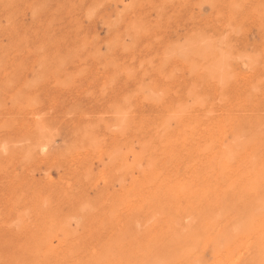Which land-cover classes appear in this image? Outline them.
I'll return each instance as SVG.
<instances>
[{
    "label": "rangeland",
    "instance_id": "obj_1",
    "mask_svg": "<svg viewBox=\"0 0 264 264\" xmlns=\"http://www.w3.org/2000/svg\"><path fill=\"white\" fill-rule=\"evenodd\" d=\"M119 1L0 0V264H264V1Z\"/></svg>",
    "mask_w": 264,
    "mask_h": 264
},
{
    "label": "bare ground",
    "instance_id": "obj_2",
    "mask_svg": "<svg viewBox=\"0 0 264 264\" xmlns=\"http://www.w3.org/2000/svg\"><path fill=\"white\" fill-rule=\"evenodd\" d=\"M16 1H18V0H15V2H16ZM97 1H98V0H97ZM126 1H127V0H126ZM131 1L133 2L134 0H131ZM136 1H138V0H136ZM141 1H142V0H141ZM147 1H148V0H147ZM210 1H211V0H210ZM215 1H216V0H215ZM218 1H219V0H218ZM262 1H264V0H262ZM15 2H13V3H15ZM107 2H108V1H107ZM107 2H106V5H107ZM119 2H122V3H123L124 0H123V1L120 0ZM138 2L140 3V1H138ZM138 2H137V3H138ZM143 2H144V1H143ZM143 2H142V3H143ZM161 2H162V0H161ZM167 2H168V1H167ZM182 2H184V1H182ZM241 2H242V1H241ZM3 3H4V2H3ZM11 3H12V1H11ZM16 3H17V2H16ZM16 3H15V4H12L13 7L16 5ZM115 3H116V2H115ZM139 3H138V4H139ZM162 3H163V2H162ZM237 3H238V1H237ZM254 3H255V2H253V4H254ZM258 3L260 4V2H258ZM97 4H99V3H97ZM110 4H111V3H110ZM118 4H120V3H118ZM123 4H124V3H123ZM123 4H122V5H123ZM125 4H126V3H125ZM127 4H128V3H127ZM129 4H130V3H129ZM134 4H136V3H133V5H134ZM138 4H136V5H138ZM215 4H217V3H215ZM231 4H232V3H231ZM245 4H246V3H245ZM9 5H10V4H9ZM99 5H100V4H99ZM133 5H132V6H133ZM143 5H144V4H143ZM151 5H152V4H151ZM151 5H150V7L153 8L154 5H152V6H151ZM233 5H234V4H233ZM254 5H255V4H254ZM115 6H116V5H115ZM127 6L129 7V5H127ZM213 6L216 7V5H213ZM240 6H241V5H240ZM125 7H126V6H125ZM130 7H131V6H130ZM136 7H137V6H136ZM136 7H134V8L136 9ZM139 7H140V4H139ZM139 7H138V8H139ZM224 7H226V6H224ZM256 7H257V6H255L254 8H256ZM259 7H260V6H259ZM259 7H258V8H259ZM11 8H12V6H11ZM14 8H15V7H14ZM123 8H124V7H123ZM134 8H133V9H134ZM138 8H137V9H138ZM141 8H142V7H140V9H141ZM157 8H159V7H157ZM211 8H212V7H211ZM258 8H257V9H258ZM12 9H13V8H12ZM94 9H95V7H94ZM117 9H118V8H117ZM129 9H130V8H129ZM133 9H132V10H133ZM145 9H146V8H145ZM147 9H148V8H147ZM230 9H231V8H230ZM257 9H255V10H257ZM5 10H6V9H5ZM9 10H10V9H8V11H9ZM15 10H16V9H15ZM114 10H115V9H114ZM125 10H127V8H125ZM132 10H129V12L132 11ZM153 10H154V9H153ZM238 10H239V9H238ZM259 10H261V8H260ZM10 11H11V10H10ZM123 11H124V9H123ZM123 11H122V12H123ZM135 11H137V10H135ZM140 11H141V10H140ZM156 11H158V10H156ZM249 11H250V10H249ZM115 12H116V11H115ZM125 12H126V11H125ZM127 12H128V11H127ZM132 12H133V11H132ZM147 12H148V11H147ZM154 12H155V11H153V12H151V13H154ZM242 12H243V10H242ZM252 12H253V11H252ZM9 13H10V12H9ZM135 13H136V12H135ZM142 13H143V12H142ZM142 13H141V14H142ZM148 13H149V12H148ZM157 13H158V12H157ZM207 13H208V12H207ZM235 13H239V12H235ZM14 14H15V13H14ZM115 14H116V13H115ZM117 14H118V13H117ZM123 14H124V13H123ZM129 14H130V13H129ZM233 14H234V13H233ZM249 14H250V13H249ZM38 15H39V14H38ZM38 15H36V16L38 17ZM40 15H41V14H40ZM118 15H119V14H118ZM127 15H128V14H127ZM136 15H138V14H136ZM156 15H157V14H156ZM161 15H162V14H161ZM238 15H240V14H238ZM253 15H254V14H253ZM111 16H112V15H111ZM138 16H139V15H138ZM146 16H148V15H146ZM103 17H104V15H103ZM124 17H125V16H124ZM147 18H148V17H147ZM246 18H247V17H246ZM257 18H258V17H257ZM117 19H118V18H117ZM119 19H120V15H119ZM138 19H139V18H138ZM15 20H16V19H15ZM111 20H112V19H111ZM120 20H121V19H120ZM145 20H146V19H145ZM152 20H153V19H152ZM249 20H250V19H249ZM123 21H125V19H123ZM135 21H136V20H135ZM154 21H155V20H154ZM247 21H248V20H247ZM260 21H261V20H260ZM34 22H35V21H34ZM111 22H112V21H111ZM117 22H118V21H117ZM137 22H138V21H137ZM137 22H136V23H137ZM142 22H143V21H142ZM248 22H249V21H248ZM1 23H2V22H0V26H1ZM6 23H7V22H6ZM112 23H113V22H112ZM122 23H123V22H122ZM122 23H121V24H122ZM138 23L141 24V22H138ZM148 23H149V22H148ZM157 23H159V22H157ZM113 24H114V23H113ZM150 24H151V22H150ZM174 24H175V23H174ZM254 24H255V23H254ZM122 25H124V24H122ZM130 25H131V24H130ZM136 25H137V24H136ZM151 25H152V24H151ZM5 26H6V25H5ZM132 26H133V24H132L131 26H129V27H132ZM140 26L143 27L142 24H141ZM145 26H147V24H145ZM152 26H154V25H152ZM247 26H248V25H247ZM31 27H32V26H31ZM112 27H113V26H112ZM115 27H116V26H115ZM119 27H121V26H119ZM142 27H141V28H142ZM135 28H136V27H135ZM137 28H138V27H137ZM107 29H108V28H107ZM112 29H114V28H112ZM115 29H116V28H115ZM115 29H114V30H115ZM256 29H258V28H256ZM118 30H119V29H118ZM148 30H149V29H148ZM246 30H247V29H246ZM50 31H51V30H50ZM68 31H69V30H68ZM112 31H113V30H111V32H112ZM124 31H125V30H124ZM151 31H152V29H151ZM151 31H150V32H151ZM167 31H168V30H167ZM111 32H110V33H111ZM131 32H132V31H131ZM138 32H139V31H138ZM150 32H149V34H150ZM174 32H175V30H174ZM259 32H260V31H259ZM117 33H119V31H118ZM185 33H186V32H185ZM244 33H245V31H244ZM134 34H135V33H134ZM141 34H142V33H141ZM149 34L147 33L146 35H145V34H144V35L147 37ZM106 35H107V34H106ZM109 35H110V34H108V36H109ZM239 35H240V34H239ZM46 36H47V35H46ZM136 36H138V35H136ZM136 36H135V37H136ZM109 37H110V36H109ZM135 37H134V38H135ZM138 37H139V36H138ZM183 38H184V37H183ZM120 39H121V38H120ZM120 39H118L117 42L121 41ZM135 39H137V37H136ZM179 39H180V38H179ZM133 40H134V39H133ZM133 40H132V41H133ZM137 40H138V39H137ZM243 40H244V39H243ZM261 40H262V39H261ZM43 41H44V39H43ZM177 41H178V40H177ZM208 41H209V40H208ZM25 42H26V41H25ZM52 42H53V41H52ZM140 42H141V40L139 41V43H140ZM257 42H258V41H257ZM257 42H256V43H257ZM58 43H59V42H58ZM112 43H113V42H112ZM121 43H124V42H121ZM121 43H120V44H121ZM116 44H117V43H116ZM156 44H157V43H156ZM203 44H204V43H203ZM262 44H264V43L262 42ZM26 45H27V44H26ZM177 45H178V44H177ZM27 46H29V45H27ZM69 46H70V45H69ZM112 46H113V44H112ZM114 46H115V45H114ZM224 46H225V45H224ZM13 47H14V46H13ZM19 47H20V48H19ZM19 47H18L19 49L22 48L21 46H19ZM51 47H52V46H51ZM109 47H110V46H109ZM115 47H117V45H116ZM120 47H121V46H120ZM153 47H154V46H153ZM14 48H15V47H14ZM24 48H25V47H24ZM24 48H22V49H24ZM40 48H41V46H40ZM68 48H69V47H68ZM110 48H111V47H110ZM118 48H119V46H118ZM22 49H21V50H22ZM66 49H67V48H66ZM66 49H65V50H66ZM75 49H76V48H75ZM112 49H113V47H112ZM115 49H117V48H115ZM165 49H167V48L165 47ZM41 50H42V49H41ZM168 50H169V49H168ZM178 50H180V49H178ZM22 51H23V50H22ZM74 51H75V50H74ZM74 51H73V52H74ZM93 51H94V50H93ZM163 51H164V50H163ZM175 51H176V50H175ZM0 52H1V51H0ZM37 52H38V51H37ZM67 52H68V51H67ZM71 52H72V51H71ZM71 52H69V53H71ZM107 52H108V51H107ZM216 52H217V51H216ZM256 52H258V51H256ZM263 52H264V51H263ZM263 52H262V53H263ZM39 53H40V52H39ZM108 53H109V52H108ZM110 53H111V52H110ZM110 53H109V54H110ZM112 53H113V52H112ZM178 53H179V52H178ZM160 54H161V53H160ZM195 54H196V53H195ZM257 54H258V53H257ZM34 55H37V54L35 53ZM40 55H41V54H40ZM59 55H60V54H59ZM94 55H95V54H94ZM101 55H102V54H101ZM106 55H107V54H106ZM3 56H4V55H3ZM6 56H7V55H6ZM74 56H75V55H74ZM110 56H111V54H110ZM170 56H171V55H170ZM7 57H8V56H7ZM42 57H43V56H42ZM70 57H71V56H70ZM76 57H77V56H76ZM98 57H99V56H98ZM171 57H172V56H171ZM209 57H210V55H209ZM1 58H2V57H1ZM8 58H9V57H8ZM8 58H7V59H8ZM72 58H73V57H72ZM99 58H100V57H99ZM99 58L96 57V59H99ZM103 58H104V57H103ZM169 58H170V57H169ZM178 58H179V57H178ZM197 58H198V57H197ZM2 59H3V58H2ZM2 59H1L0 61H2ZM45 59H46V58H45ZM62 59H63V58H62ZM170 59H171V58H170ZM180 59H181V58H180ZM16 60H17V59H16ZM48 60H49V59H47V61H48ZM52 60H53V59H52ZM52 60H51V61H52ZM76 60H77V59H76ZM181 60H182V59H181ZM3 61H4V60H3ZM65 61H66V60H65ZM71 61H72V60L67 61V62L69 63V62H71ZM73 61H74V60H73ZM136 61H137V60H136ZM171 61H173V60L171 59ZM175 61H176V59H175ZM199 61H200V59H199ZM246 61H247V60H246ZM27 62H28V61H27ZM42 62H43V61H42ZM42 62H41V63H42ZM56 62H57V61H56ZM56 62H55V64H56ZM67 62H66V63H67ZM261 62H262V61H261ZM3 63H4V62H3ZM39 63H40V62H39ZM50 63H52V62H49V64H50ZM53 63H54V60H53ZM53 63H52V64H53ZM58 63H59V61H58ZM68 63H67V64H68ZM170 63H171V62H170ZM170 63H169V65H170ZM175 63H177V62H175ZM181 63H182V62H181ZM215 63H216V62H215ZM236 63H237V62H236ZM49 64H47L46 66L48 67ZM52 64H50V65H51V68H50V69H53L52 67H55V64H54L53 66H52ZM71 64H72V63H69L68 67H69ZM206 64H207V63H206ZM237 64H238V63H237ZM263 64H264V62H263ZM4 65H5V64H4ZM60 65H61V64H60ZM109 65H110V64H109ZM159 65H160V64H159ZM169 65H168V66H169ZM201 65L203 66L204 63H202ZM231 65H232V64H231ZM46 66H45V68H46ZM75 66H76V65H75ZM170 66H171V65H170ZM204 66H205V65H204ZM219 66H220V65H219ZM56 67H57V66H56ZM59 67H60V66H59ZM161 67H162V66H161ZM161 67H159V69H161ZM222 67H223V66H222ZM0 68H1V67H0ZM43 68H44V66H43ZM45 68H44V69H45ZM57 68H58V67H57ZM109 68H110V67H109ZM167 68H168V67H167ZM33 69H34V68H33ZM47 69H49V67H48ZM54 69H55V68H54ZM62 69H63V68H62ZM102 69H103V68H102ZM125 69H126V68H125ZM162 69H163V68H162ZM260 69H261V68H260ZM45 70H46V69H45ZM103 70H104V69H103ZM216 70H217V69H216ZM242 70H243V67H242ZM34 71H35V70H34ZM49 71H50V73L52 74L51 70H49ZM104 71H105V70H104ZM158 71H159V70H158ZM245 71H246V73H247L248 70H245ZM35 72H36V71H35ZM39 72H40V74H41V71H40V70H39ZM221 72H222V71H221ZM231 72H232V71H231ZM233 72H234V71H233ZM258 72H259V71H258ZM17 73H18V72H17ZM36 73H37V72H36ZM54 73H55V72H54ZM60 73H62V72H60ZM170 73H171V72H170ZM234 73H235V72H234ZM259 73H260V72H259ZM34 74H35V73H34ZM40 74H39V75H40ZM198 74H200V73H198ZM216 74H217V73H216ZM222 74H223V73H222ZM243 74H245V73H243ZM10 75H11V74H10ZM32 75H33V74H32ZM35 75H36V74H35ZM49 75H50V74H49ZM201 75H202V74H201ZM204 75H205V74H204ZM17 76H18V75H17ZM37 76H38V75H37ZM40 76H41V78H42V75H40ZM78 76H80V75H78ZM171 76H172V75H171ZM45 77H48V76L45 75ZM194 77H195V76H194ZM11 78H12V76L10 77V79H11ZM41 78H40V79H41ZM177 78H178V77H177ZM187 78H188V77H187ZM208 78H209V76H208ZM12 79H14V77H13ZM18 79H19V78H18ZM18 79H17V80H18ZM45 79H46V78H45ZM45 79H44V81H45ZM57 79H58V78H57ZM65 79H66V78H65ZM179 79H180V78H179ZM179 79H178V80H179ZM190 79H191V78H190ZM17 80H16V81H17ZM148 80H149V79H148ZM192 80H193V79H192ZM196 80H197V79H196ZM200 80H201V79H200ZM7 81H8V80H7ZM185 81H186V80H185ZM208 81H209V79H208ZM10 82H11V81H10ZM10 82H8V83H6V84H9ZM197 82H198V81H197ZM241 82H242V81H241ZM25 83H26V82H25ZM25 83H24V85H25ZM175 83H176V82H175ZM201 83H202V82H201ZM222 83H223V82H222ZM4 84H5V83H4ZM11 84H12V83H11ZM11 84H10V85H11ZM67 84H68V82H67ZM233 84H234V83H233ZM16 85H17V84H16ZM24 85H23V86H24ZM26 85H27V84H26ZM40 85H41V84H40ZM179 85H180V84H179ZM193 85H194V84H193ZM193 85H192V86H193ZM8 86H9V85H8ZM33 86H34V85H33ZM1 87H3V86H1ZM5 87H6V86H5ZM12 87H13V86H12ZM28 87H29V86H28ZM182 87H183V85H182ZM185 87H186V86H185ZM10 88H11V87H10ZM34 88H35V86H34ZM168 88H169V87H168ZM187 88H190V87H187ZM2 89H3V88H2ZM2 89L0 88V90H2ZM6 89L8 90V87H6ZM21 89H23V88L21 87ZM25 89H27V88H25ZM29 89H30V88H29ZM31 89H32V88H31ZM31 89H30V90H31ZM182 89H183V88H182ZM163 90H164V89H163ZM163 90H162V91H163ZM179 90H180V89H179ZM8 91H9V90H8ZM23 91H24V90H23ZM180 91H181V90H180ZM197 91H198V90H197ZM39 92H40V91H39ZM160 92H161V91H160ZM163 92H165V91H163ZM176 92H177V91H176ZM181 92H182V91H181ZM198 92H200V90H199ZM205 92H206V90H205ZM243 92H244V91H243ZM0 93H1V92H0ZM5 93H7V92H4V94H5ZM18 93H19V91H18ZM27 93H28V92H27ZM42 93H43V92H42ZM42 93H41V95H42ZM161 93H162V92H161ZM168 93H169V92H168ZM172 93H173V91H172ZM172 93H171V94H172ZM178 93H179V92H178ZM178 93H177V94H178ZM182 93H183V92H182ZM21 94H22V93H21ZM25 94H26V93H25ZM159 94H160V93H159ZM166 94H167V92H166ZM174 94H175V93H174ZM186 94H187V93H186ZM200 94H201V93H200ZM202 94H204V93H202ZM228 94H229V92H228ZM167 95H170V94H167ZM196 95H199V94L196 93ZM211 95H212V94H211ZM164 96H165V95H164ZM172 96H173V95H172ZM23 97H26V96L23 95ZM160 97H161V96H160ZM167 97L170 98L169 96H167ZM177 97H178V96H176V99H177ZM220 97H221V96H220ZM0 98H1V96H0ZM21 98H22V96H21ZM163 98H164V97H163ZM168 98H165V99H168ZM171 98H172V97H171ZM174 98H175V95H174ZM193 98H194V97H193ZM5 99H6V98H5ZM14 99H15V98H14ZM16 99H17V98H16ZM16 99H15V100H16ZM22 99H23V98H22ZM44 99H45V98H44ZM159 99H160V98H159ZM176 99H175V100H176ZM180 99H181V98H180ZM187 99H188V98H187ZM2 100H3V99H2ZM6 100H7V99H6ZM9 100H11V99H9ZM17 100H18V99H17ZM24 100H25V99H24ZM145 100H146V99H145ZM160 100H161V99H160ZM170 100H172V99H170ZM188 100H189V99H188ZM194 100H195V99H194ZM165 101H166V100H165ZM167 101H168V100H167ZM179 101H182V99L179 100ZM236 101H237V100H236ZM8 102H9V101H8ZM14 102H15V101H14ZM158 102H159V101H158ZM168 102H169V101H168ZM172 102H173V100H172ZM175 102H176V101H175ZM4 103H6V102L4 101L3 104H4ZM19 103H21V102H19ZM33 103H34V102H33ZM155 103H156V101H155ZM263 103H264V102H263ZM3 104H2V105H3ZM171 104H172V103H171ZM174 104H175V103H174ZM0 105H1V103H0ZM155 105H156V104H155ZM161 105H162V104H161ZM200 105H201V104H200ZM209 105H210V104H209ZM12 106H13V105H12ZM158 106H159V105H158ZM167 106H168V105H167ZM172 106H173V105H171L170 107H172ZM210 106H211V105H210ZM14 107H15V106H13L12 108H14ZM17 107H18V106H17ZM123 107H124V106H123ZM125 107H126V106H125ZM162 107H163V106H162ZM162 107H161V108H162ZM164 107H165V106H164ZM164 107H163V109H164ZM178 107H179V106H178ZM208 107H209V106H208ZM5 108H6V106H5ZM26 108L28 109V107H26ZM26 108H25V109H26ZM76 108H77V107H76ZM126 108H127V107H126ZM175 108H177V107H175ZM195 108H196V107H195ZM199 108H200V107H199ZM209 108H210V107H209ZM166 109H167V108H166ZM200 109H201V108H200ZM207 109H208V108H207ZM221 109H222V108H221ZM260 109H261V108H260ZM3 110H4V105H3ZM19 110H20V109H19ZM170 110H171V109H170ZM178 110L182 111L181 108H178ZM72 111H73V110H72ZM168 111H169V110H168ZM196 111H197V110H196ZM169 112H170V111H169ZM198 112H199V111H198ZM255 112H256V111H255ZM8 115H9V114H8ZM173 115H174V112H173ZM183 115H184V114H183ZM183 115H182V118H183ZM211 115H213V114H211ZM214 115H215V114H214ZM2 116H3V115H2ZM2 116H1V117H2ZM119 116H120V115H119ZM150 116H151V115H150ZM155 116H156V115H155ZM158 116H159V115H158ZM170 116H171V115H170ZM176 116H177V114H176ZM176 116H175V117H176ZM194 116H195V115H194ZM196 116H197V115H196ZM203 116H204V115H203ZM147 117H149V116H147ZM260 117H261V116H260ZM113 118H114V117H113ZM168 118H169V116H168ZM191 118H192V116H191ZM221 118H222V117H221ZM145 119H146V117H145ZM155 119H156V118H155ZM170 119H171V118H170ZM195 119H196V118H195ZM195 119H194V121H196ZM231 119H232V118H231ZM0 120H1V119H0ZM156 120H157V119H156ZM156 120H155V121H156ZM1 121H2V120H1ZM143 121H145V120H143ZM151 121H152V120H151ZM153 121H154V120H153ZM163 121H164V120H163ZM43 122H44V120H43ZM157 122H158V121H157ZM160 122H161V121H160ZM164 122H165V121H164ZM180 122H181V120H180ZM147 123H148V122H147ZM158 123H159V122H158ZM168 123H169V121H168ZM3 124H4V121H3ZM6 124H8V123H6ZM161 124H162V122H161ZM4 125H5V124H4ZM9 125H10V123H9ZM88 125H89V124H88ZM97 125H98V124H97ZM149 125H150V124H149ZM156 125H157V127H158V125L160 126V124H156ZM168 125H169V124H167V126H168ZM249 125H250V124H249ZM7 126H8V125H6V127H7ZM154 126H155V125H154ZM165 126H166V124H165ZM240 126H241V125H240ZM240 126H239V127H240ZM0 127H1V126H0ZM6 127H5V128H6ZM171 127H172V126H171ZM215 128H216V127H215ZM7 129H8V128H7ZM37 129H38V128H37ZM159 129H160V128H159ZM162 129H163V127H162ZM172 129H174V128H172ZM172 129H171V130H172ZM3 130H5V129H3ZM156 130H157V129H156ZM212 130H213V129H212ZM240 130H241V129H240ZM12 131H13V130H12ZM152 131H153V128H152ZM162 131L164 132V130H162ZM159 132H160V131H159ZM163 132H162V133H163ZM254 132H255V131H254ZM153 133H154V131H153ZM169 133H170V132H169ZM237 133H238V132H237ZM27 134H28V133H27ZM154 134H155V133H154ZM154 134H153V135H154ZM173 134H174V132H173ZM193 134H194V133H193ZM193 134H192V135H193ZM200 134H201V133H200ZM160 135H161V134H160ZM8 136H9V135H8ZM155 136H157V134H156ZM155 136H154V137H155ZM162 136H163V134H162ZM174 136H175V138H176V134H174ZM177 136H178V135H177ZM194 136H195V135H194ZM248 136H249V134H248ZM248 136H247V137H248ZM250 136H251V134H250ZM250 136L248 137V139L250 138ZM254 136H255V135H254ZM256 136H257V135H256ZM30 137H31V136H30ZM140 137H141V136H140ZM152 137H153V136H152ZM152 137H151V138H152ZM159 137H160V136H159ZM203 137H204V136H203ZM258 137H259V135H258ZM33 138H34V137H33ZM146 138H147V137H146ZM186 138H188V136H187ZM253 138H255V137H253ZM259 138H260V137H259ZM30 139H31V138H30ZM156 139H158V138L156 137ZM160 139H162V138H160ZM177 139H178V138H177ZM184 139H185V138H184ZM255 139H256V138H255ZM263 139H264V138H263ZM23 140H25V139H23ZM136 140H137V139H136ZM158 140H159V139H158ZM164 140H165V139H164ZM256 140H257V139H256ZM256 140H255V141H256ZM258 140H259V139H258ZM260 140H261V139H260ZM25 141H26V140H25ZM143 141H144V140H143ZM167 141H168V140H167ZM167 141H166V142H167ZM176 141H177V140H176ZM195 141H196V140H195ZM199 141H200V140H199ZM247 141H248V140H247ZM252 141H254V140H252ZM263 141H264V140H263ZM263 141H262V142H263ZM210 142H211V141H210ZM241 142H242V141H241ZM245 142H246V141H245ZM248 142H249V141H248ZM44 143H45V142H44ZM91 143H93V142H91ZM96 143H97V142H96ZM149 143H150V142H149ZM212 143H213V142H212ZM249 143H250V142H249ZM249 143H247V144H249ZM254 143H256V142H253V143H250V144H254ZM258 143H259V142H258ZM258 143H256V144H258ZM260 143H261V142H260ZM39 144H40V143H39ZM127 144H128V143H127ZM167 144H168V143H167ZM175 144H176V143H175ZM192 144H193V142H192ZM245 144H246V143H245ZM262 144H263V143H262ZM262 144H261V145H262ZM30 145H31V144H30ZM30 145H29V146H30ZM51 145H52V144H51ZM172 145H173V144H172ZM174 146H175V145H174ZM176 146H177V145H176ZM246 146H247V145H246ZM248 146H251V147H252V145H248ZM254 146H255V144H254ZM262 146H263V145H262ZM34 147H36V146L34 145ZM40 147H42V146H40ZM44 147H45V146H44ZM199 147H200V146H199ZM243 147H244V146H243ZM260 147H261V146H260ZM156 148H157V147H156ZM207 148H208V147H207ZM261 148H262V147H261ZM3 149H4V148H3ZM46 149H47V148H46ZM157 149H158V148H157ZM196 149L198 150V147H197ZM199 149L201 150V148H199ZM205 149H206V148H205ZM220 149H222V148H220ZM245 149H246V147H245ZM247 149H248V148H247ZM194 150H195V149H194ZM209 150H210V149H209ZM237 150H238V149H237ZM243 150H244V148H243ZM251 150H252V149H251ZM255 150H259V149H255ZM255 150L252 151V153L254 152V155H256V151H255ZM263 150H264V148H263ZM42 151H43V150H42ZM162 151H163V150H162ZM222 151H223V150H222ZM224 151H225V150H224ZM261 151H262V150H261ZM3 152H4V151H3ZM175 152H176V151H175ZM189 152H190V151H189ZM211 152H212V150H211ZM246 152H249V151H246ZM17 153H18V151H17ZM21 153H22V152H21ZM212 153H214V152H212ZM257 153H260V152H257ZM114 154H115V153H114ZM129 154H130V153H129ZM140 154H141V153H140ZM192 154H194V153L192 152L190 155L192 156ZM243 154H244V153H243ZM237 155H238V154H237ZM254 155H253V156H254ZM258 155H259V154H258ZM260 155H261V154H260ZM260 155H259V156H260ZM262 155H263V153H262ZM124 156H125V155H124ZM130 156H131V155H130ZM246 156H247V155H246ZM248 156H249V155H248ZM5 157H6V156H5ZM261 158H263V157H261ZM118 159H119V158H118ZM258 159H259V157H258ZM5 160H6V159H5ZM162 160H163V159H162ZM263 160H264V158H263ZM94 161H95V160H94ZM125 161H126V160H125ZM130 161H131V159H130ZM139 161L141 162V160H139ZM143 161H144V160H143ZM150 161H151V160H150ZM250 161H251V160H250ZM259 161H260V159H259ZM148 162H149V160H148ZM110 163H111V162H110ZM112 163H114V162L112 161ZM205 164H206V163H205ZM252 164L254 165V163H252ZM258 164H259V162H258ZM258 164H257V165H258ZM133 165H134V164H133ZM146 165H147V164H146ZM195 165H196V164H195ZM219 165H220V164H219ZM131 166H132V165H131ZM140 166H141V165H140ZM5 167H6V166H5ZM18 167H19V166H18ZM113 167H114V166H113ZM137 167H138V166H137ZM190 167H191V166H190ZM222 170H223V169H222ZM121 171H122V170H121ZM250 171H251V170H250ZM118 172H119V171H118ZM183 172H184V171H183ZM206 172H207V171H206ZM115 173H116V171H115ZM252 173H253V172H252ZM252 173H251V174H252ZM260 173H261V172H260ZM253 174H254V173H253ZM255 174H256V173H255ZM261 174H262V173H261ZM44 176H45V175H44ZM115 176H117V175H115ZM119 176H121V175H119ZM112 177H113V176H112ZM156 177H157V176H156ZM156 177H155V178H156ZM259 177H260V175H259ZM118 178H119V177H118ZM118 178H116V179H118ZM218 178H219V176H218ZM130 180H131V179H130ZM227 180H228V179H227ZM84 181H86V180H84ZM235 181H236V180H235ZM119 183H120V182H119ZM233 183H234V182H232V184H233ZM238 183H239V182H238ZM131 184H132V183H131ZM144 184H145V182H144ZM155 184H156V183H155ZM251 184H252V183H251ZM233 185H234V184H233ZM225 186H226V185H225ZM225 186H224V188H225ZM228 186H229V185H228ZM234 186H235V185H234ZM234 186H229V187L232 188V187H234ZM110 187H111V186H110ZM136 187H137V186H136ZM147 187H148V186H147ZM222 187H223V186H222ZM226 187H227V186H226ZM249 187H250V185H249ZM255 187H256V186H255ZM130 188H131V187H130ZM190 188H191V187H190ZM218 188H219V187H218ZM231 188H230V190H231ZM244 188H247V186H246V187L244 186ZM256 188H257V187H256ZM221 189H222V188H221ZM232 189H233V188H232ZM234 189H235V188H234ZM247 189H248V188H247ZM119 190H120V189H119ZM139 190H140V189H139ZM144 190H145V188H144ZM230 190H229V191H230ZM242 190H243V189H242ZM248 190H249V189H248ZM255 190H256V189H255ZM229 191L227 190L228 193H229ZM240 191H241V190H240ZM135 192H136V191H135ZM224 192H225V191H224ZM232 192H233V191H232ZM121 193H122V192H121ZM136 193H137V192H136ZM228 193H226V194H228ZM230 193H231V192H230ZM234 193H235V192H234ZM237 193H238V192H237ZM237 193H235V194H237ZM246 193H247V192H246ZM246 193H245V194H246ZM250 193H251V192H250ZM224 194H225V193H224ZM235 194H234V195H235ZM239 194L241 195L242 193H239ZM247 194H248V193H247ZM251 194H253V193H251ZM127 195H128V194H127ZM218 195H220L219 192H218ZM228 195H229V194H228ZM234 195H232V196H234ZM237 195H238V194H237ZM157 196H158V195H157ZM200 196H201V195H200ZM208 196H209V195H208ZM220 196H222V193H221ZM230 196H231V194H230ZM262 196H263V195H262ZM110 197H111V196H110ZM130 197H131V196H130ZM190 197H191V196H190ZM216 197H217V196H216ZM222 197H223V196H222ZM224 197L226 198L225 195H224ZM237 197H238V196H237ZM263 197H264V196H263ZM105 198H106V197H105ZM225 198H224V199H225ZM228 198H229V196H228ZM231 198H232V197H231ZM240 198H241V197H240ZM240 198L237 199V201H238L239 204H241V203L239 202ZM20 199H21V198H20ZM32 199H33V198H32ZM80 199H82V198H80ZM95 199H96V198H95ZM195 199H196V198H195ZM218 199H219V197H218ZM226 199H227V198H226ZM18 200H19V199H18ZM21 200H22V199H21ZM29 200H30V199H29ZM29 200H28V201H29ZM78 200H79V199H78ZM214 200H217V199L215 198ZM227 200H228V201H231V200H229V199H227ZM243 200H244V199H243ZM262 200H264V199H262ZM83 201H84V200H83ZM125 201H126V200H125ZM197 201H199V200L197 199ZM207 201H208V200H207ZM218 201H221V199H219ZM218 201H217L216 203H218ZM222 201H223V199H222ZM232 201H233V200H232ZM11 202H13V201H11ZM14 202H15V201H14ZM14 202H13V203H14ZM26 202H27V201H25V203H26ZM30 202H31V200H30ZM93 202H95V201H93ZM97 202H98V201H97ZM153 202H154V201H153ZM202 202H203V201H202ZM208 202H209V201H208ZM25 203H23V204H25ZM79 203H80V202H79ZM79 203H78V204H79ZM224 203H225V201L223 202V204H224ZM228 203H229V202H228ZM233 203H234V202H232V204H233ZM15 204H16V203H15ZM18 204H22V203H19V202H18ZM122 204H123V203H122ZM213 204H215V203H213ZM223 204H221L220 206H222ZM248 204H249V203H248ZM255 204H259V203H255ZM8 205H9V204H8ZM25 205H26V204H25ZM46 205H47V204H46ZM85 205H86V204H85ZM85 205H84V207H85ZM94 205H95V204H94ZM215 205H216V204H215ZM217 205H218V204H217ZM235 205H236V204H235ZM6 206H7V205H6ZM22 206H23V205H22ZM43 206H44V205H43ZM49 206H50V205H49ZM112 206H113V205H112ZM213 206H214V205H213ZM228 206H230V205H228ZM238 206H239V205H237V207H238ZM243 206H244V205H243ZM250 206H251V205H250ZM256 206H257V205H256ZM256 206H255V208H256ZM16 207H17V206H16ZM51 207H52V206H51ZM65 207H66V206H65ZM68 207H69V206H68ZM144 207H145V205H144ZM223 207L226 208V206H224V205H223ZM230 207H231V206H230ZM235 207H236V206H235ZM244 207H245V206H244ZM46 208H47V207H46ZM70 208H71V207H70ZM85 208H86V207H85ZM106 208H108V207H106ZM109 208H110V207H109ZM210 208H212V206H210ZM220 208H221V207H220ZM247 208H248V207H247ZM247 208H245V210H246ZM255 208H254V211H256ZM257 208H259V207H257ZM5 209H6V207H5ZM77 209H78V208H77ZM80 209H81V208H80V206H79V210H80ZM99 209H100V208H99ZM207 209H208V208H207ZM216 209H219V207L216 208ZM216 209L214 208L213 210H216ZM230 209H231V208H230ZM14 210H15V209H14ZM52 210H53V209H52ZM69 210H70V209H69ZM128 210H130V209H128ZM221 210H222V208H221ZM232 210H234V209L232 208L230 212H232ZM61 211H62V209H61ZM70 211H71V210H70ZM73 211L75 212V210H73ZM82 211H83V210H82ZM94 211H95V210H94ZM205 211H206V210H205ZM226 211H227V210H226ZM243 211H244V210H243ZM251 211H252V210H251ZM77 212H79V211H76V213H77ZM129 212H130V211H129ZM134 212H135V211H134ZM139 212H140V211H139ZM142 212H143V211H142ZM145 212H146V211H145ZM203 212H204V211H203ZM212 212H213V211H212ZM25 213H26V212H25ZM76 213H75V214H76ZM79 213H80V212H79ZM105 213H106V212H105ZM215 213H216V212H215ZM217 213H218V212H217ZM228 213H229V212H228ZM232 213H233V212H232ZM41 214H42V213H41ZM68 214H69V213H68ZM80 214H81V213H80ZM145 214H147V213H145ZM210 214H211V213H210ZM219 214H221L220 211H219ZM243 214H244V213H243ZM243 214H242V211H241V216H243ZM246 214H247V213H246ZM248 214H249V212H248ZM253 214H255V213L253 212ZM260 214H261V212H260ZM262 214H264V212H263ZM72 215H73V214H72ZM223 215L225 216V214H223ZM229 215H230V214H229ZM244 215H245V214H244ZM258 215H259V214H258ZM258 215H257V216H258ZM19 216H20V215H19ZM19 216H17V217H19ZM82 216H83V212H82ZM101 216H102V215H101ZM209 216H210V215H209ZM212 216H214V215L212 214ZM20 217H21V216H20ZM20 217H19V218H20ZM28 217H29V216H28ZM56 217L58 218L57 215H56ZM105 217L107 218V216H105ZM227 217H229V216H227ZM245 217H246V216H245ZM250 217H251V216H250ZM252 217H253V216H252ZM261 217L264 218L263 216H261ZM261 217H258V220H259ZM91 218H92V217H91ZM95 218H96V217H95ZM106 218H105V219H106ZM213 218H214V217H213ZM218 218H219V217H218ZM237 218H241V219H242V217H240V215H239V217L237 216ZM243 218H244V217H243ZM246 218H249V217H246ZM256 218H257V217H256ZM41 219H42V218H41ZM99 219H100V218H99ZM206 219H207V218H206ZM225 219H226V218H225ZM234 219H235V218H234ZM244 219H245V218H244ZM56 220H57V219H56ZM96 220H97V219H96ZM210 220H211V219H210ZM237 220H239V219H237ZM237 220H236V221H237ZM256 220H257V219H256ZM256 220H255V221H256ZM16 221H17V220H16ZM16 221H15V222H16ZM35 221H36V220H35ZM41 221H42V220H41ZM41 221H40V222H41ZM62 221H63V220H62ZM65 221H66V220H65ZM71 221L73 222L74 220H71ZM71 221H70V222H71ZM245 221H246V220H245ZM15 222H14V224H15ZM19 222H20V221H19ZM19 222H18V223H19ZM36 222H38V221H36ZM59 222H60V220H59ZM150 222H152V219H151ZM240 222H241V220H240ZM246 222H247V221H246ZM8 223H9V222H8ZM85 223H86V222H85ZM106 223H107V222H106ZM129 223H130V222H129ZM147 223H148V222H147ZM160 223H161V222H160ZM218 223H219V222H218ZM222 223H223V222H222ZM238 223H239V221H238ZM247 223H248V222H247ZM6 224H7V223H6ZM40 224H42V223H40ZM63 224H65V223H63ZM63 224H62V225H63ZM71 224H73V223H71ZM71 224H70V225H71ZM193 224H194V223H193ZM232 224H234V223H232ZM245 224H246V223H245ZM250 224H252L251 221H250V223H249L248 225L250 226ZM1 225H2V223H1ZM23 225H24V224H23ZM50 225H51V224H50ZM59 225H60V224H59ZM147 225H148V224H147ZM175 225H176V224H175ZM189 225H190V223H189ZM199 225H200V224H199ZM204 225H205V223H204ZM215 225H216V224H215ZM12 226H13V224H12ZM28 226H29V225H28ZM46 226H47V225H46ZM46 226H45V227H46ZM212 226H213V225H212ZM228 226H229V225H228ZM231 226H232V225H231ZM237 226H238V225H237ZM245 226H247V225H245ZM260 226H261V225H260ZM4 227H5V226H4ZM24 227H26V226H24ZM63 227H64V226H63ZM145 227H146V226H145ZM177 227H179V224L177 225ZM203 227H204V226H202V228H203ZM213 227H214V226H213ZM243 227H244V226H243ZM8 228H9V227H8ZM15 228H16V227H15ZM15 228H14V229L12 228V229H13L12 231H14ZM21 228H22V227H21ZM60 228H61V226H60ZM64 228H66V226H65ZM135 228H136V227H135ZM175 228H176V227H175ZM187 228H188V227H187ZM215 228H216V227H215ZM226 228H227V227H226ZM244 228H246V227H244ZM249 228H250V227H248V229H249ZM48 229H49V228H48ZM48 229H47V230H48ZM72 229H73V228H72ZM75 229H76V228H75ZM142 229H143V228H142ZM217 229H218V228H217ZM4 230H5V229H4ZM25 230H27V229H25ZM25 230H24V231H25ZM139 230H141V229H138V232H139ZM230 230H231V229H230ZM245 230H246V229H245ZM15 231H16V230H15ZM17 231H18V230H17ZM24 231H23V232H24ZM57 231H58V229H57ZM59 231H60V229H59ZM63 231H64V230H63ZM104 231H105V230H104ZM202 231H203V230H202ZM202 231H201V232L198 231V232H199V233H202ZM228 231H229V230H228ZM6 232H7V231H6ZM20 232H21V231H20ZM23 232H22V233H23ZM72 232H74V231H72ZM78 232H79V231H78ZM140 232H141V231H140ZM198 232H197V233H198ZM204 232H205V231H204ZM207 232H208V231H207ZM225 232H226V231H224V233H225ZM248 232H249V230H248ZM248 232H246V233L248 234ZM260 232H261V231H260ZM168 233H169V232H168ZM210 233H211V232H210ZM236 233H237V232H235V234H236ZM14 234H15V236H16V233H14ZM46 234H47V232H46ZM99 234H100V233H99ZM103 234H104V233H103ZM106 234H107V233H106ZM125 234H126V233H125ZM149 234H150V233H149ZM222 234H223V233H222ZM222 234H221V236H222ZM252 234H253V233H252ZM11 235H12V234H11ZM37 235H40V234H37ZM48 235H50V234H48ZM81 235H83V234H81ZM206 235L208 236V234H206ZM209 235H210V234H209ZM211 235H212V233H211ZM233 235H234V234H233ZM241 235H242V234H241ZM243 235L245 236V232H243ZM243 235H242V236H243ZM2 236H3V235H2ZM12 236H13V235H12ZM33 236H34V235H33ZM50 236H51V235H50ZM66 236H67V235H66ZM74 236H75V235H74ZM202 236H203V235H202ZM221 236H220V237H221ZM234 236H236V235H234ZM242 236H241V237H242ZM246 236H247V235H246ZM4 237H5V236H4ZM54 237H55V236H54ZM194 237H195V236H194ZM205 237H206V236L204 235V238H205ZM222 237H224V236H222ZM241 237H240V238H241ZM30 238H31V237H30ZM35 238H36V236H35ZM39 238H40V237H39ZM41 238H43V237H41ZM41 238H40V239H41ZM47 238H48V237H47ZM51 238H52V237H51ZM57 238H60V237H56V239H57ZM98 238H99V237H98ZM195 238H196V237H195ZM254 238H255V237H254ZM52 239H53V238H52ZM201 239H202V238H201ZM232 239H233V238H232ZM14 240H15V239H14ZM14 240H13V241H14ZM28 240H29V239H28ZM42 240H43V239H42ZM45 240H46V238H45ZM58 240H59V239H58ZM161 240H162V239H161ZM205 240H207V239H205ZM218 240H219V239H218ZM222 240H224V239H222ZM244 240H245V239H244ZM251 240H253V238H251ZM122 241H123V240H122ZM195 241L197 242V240H195ZM195 241H194V242H195ZM201 241H202V240H201ZM213 241H214V240H213ZM232 241H234V240H232ZM41 242H42V241H41ZM198 242H199V244H201L200 241H198ZM245 242H246V241H245ZM43 243H45V242H42V244H43ZM172 243H173V242H172ZM204 243H205V242H204ZM218 243H219V242H218ZM1 244H2V242L0 243V245H1ZM7 244H8V243H7ZM30 244L32 245V243H30ZM30 244H29V245H30ZM35 244H36V243H35ZM40 244H41V243H40ZM40 244H38V245H40ZM54 244H55V243H54ZM173 244H175V243H173ZM197 244H198V243H197ZM205 244H206V243H205ZM212 244H214V243L212 242ZM221 244H222V243H221ZM2 245H3V244H2ZM8 245H9V244H8ZM47 245H48V244H47ZM64 245H65V243H64ZM176 245H177V244H176ZM201 245H202V244H201ZM206 245H207V244H206ZM206 245H205V246H206ZM214 245H215V244H214ZM222 245H223V244H222ZM227 245L229 246V244H226V247H228ZM244 245H245V244H244ZM246 245H247V243H246ZM25 246H26V245H25ZM55 246H56V244H55ZM55 246H53V247H55ZM66 246H67V245H66ZM169 246H170V245H169ZM198 246H199V245H198ZM198 246H197V247H198ZM203 246H204V245H203ZM205 246H204V248H205ZM263 246H264V245H263ZM4 247H5V246H4ZM4 247H2L3 250H4ZM10 247H11V246H10ZM44 247H45V246H44ZM201 247H202V246H201ZM217 247H218V246H217ZM259 247H260V246H259ZM49 248H50V246H49ZM102 248L104 249V247H102ZM204 248H203V249H204ZM228 248H229V247H228ZM228 248H227V249H228ZM230 248H231V246H230ZM230 248H229V249H230ZM240 248H241V247H240ZM10 249H12V248H10ZM19 249H20V248H19ZM21 249H22V248H21ZM62 249H63V248H62ZM62 249H61V250H62ZM201 249H202V248H201ZM0 250H1V249H0ZM5 250H6V249H5ZM25 250H26V249H25ZM29 250H30V249H29ZM31 250H32V249H31ZM33 250H35V248H33ZM55 250H56V247H55ZM63 250H65V249H63ZM194 250H195V249H194ZM214 250H215V248H214ZM240 250H242V248H241ZM6 251H7V250H6ZM6 251H5V253H7ZM13 251H15V250H13ZM16 251H17V250H16ZM121 251H122V250H121ZM160 251H161V250H160ZM168 251H169V248H168ZM199 251H200V249H199ZM29 252H30V251H29ZM36 252H38V251H36ZM58 252H59V251H58ZM60 252H61V251H60ZM102 252H103V251H102ZM161 252H162V251H161ZM163 252H166V251L163 250ZM197 252H198V251H197ZM204 252H205V251H204ZM214 252H215V251H214ZM216 252H217V251H216ZM3 253H4V252H3ZM9 253H10V252H9ZM9 253H7V254H9ZM20 253H25V252H20ZM26 253H27V250H26ZM61 253H62V252H61ZM258 253H259V252H258ZM258 253H257V255H258ZM17 254H18V252H17ZM32 254H33V253H32ZM40 254H41V253H40ZM54 254H55V253H54ZM58 254H59V253H58ZM126 254H127V253H126ZM160 254H161V253H160ZM195 254H196V253H195ZM18 255H19V254H18ZM25 255H26V254H24V257H25ZM33 255H34V254H33ZM35 255H37V254H35ZM127 255H128V254H127ZM165 255H166V254H165ZM217 255H218V253H217ZM236 255H237V253L235 254V256H236ZM242 255H244V254H242ZM41 256H42V255H41ZM229 256H230V254H229ZM235 256H230V257H235ZM5 257H6V256H5ZM7 257H9V256H7ZM7 257H6V260H7ZM15 257H17V256H15ZM15 257H14V258H15ZM24 257H23V258H24ZM38 257H40V256H38ZM2 258H3V255H2ZM11 258H12V257H11ZM34 258H36V257H34ZM43 258H44V256H43ZM215 258H216V257H215ZM219 258H220V257H219ZM256 258H257V261H258L259 258H258V257H256ZM256 258H255V259H256ZM261 258H262V257H261ZM25 259H26V257H25ZM30 259H31V258H30ZM38 259H39V258H38ZM216 259H217V258H216ZM12 260H14V259H12ZM57 260H58V258H57ZM100 260H101V259H100ZM156 260H157V258H156ZM172 260H173V259H172ZM218 260H219V259H218ZM222 260H223V259H222ZM228 260H229V259H228ZM228 260H227V261H228ZM230 260H233V259H230ZM244 260H245V258H244ZM248 260H249V259H248ZM250 260H252V259H250ZM7 261H8V260H7ZM58 261H59V260H58ZM101 261H103V260H101ZM223 261H224V260H223ZM252 261H253V260H252ZM260 261H261V260H260ZM30 262H31V261H30ZM33 262H34V261H33ZM67 262H68V261H67ZM254 262H255V261H254ZM258 262H259V261H258ZM6 263H7V262H6ZM9 263H10V261H9ZM15 263H16V262H15ZM43 263H44V262H43ZM213 263H214V262H213ZM221 263H222V262H221ZM250 263H251V262H250ZM13 264H14V263H13ZM30 264H31V263H30ZM148 264H149V263H148ZM183 264H184V263H183ZM219 264H220V263H219ZM242 264H243V263H242ZM248 264H249V263H248ZM252 264H253V263H252Z\"/></svg>",
    "mask_w": 264,
    "mask_h": 264
}]
</instances>
